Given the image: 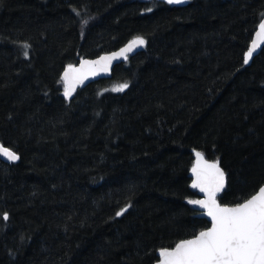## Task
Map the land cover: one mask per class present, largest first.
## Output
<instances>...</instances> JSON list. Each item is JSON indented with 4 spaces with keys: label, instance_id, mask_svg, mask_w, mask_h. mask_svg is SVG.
Masks as SVG:
<instances>
[{
    "label": "trees",
    "instance_id": "trees-1",
    "mask_svg": "<svg viewBox=\"0 0 264 264\" xmlns=\"http://www.w3.org/2000/svg\"><path fill=\"white\" fill-rule=\"evenodd\" d=\"M262 14L264 0H0V143L20 156L0 159V264H156L210 227L187 203L195 151L220 161L222 205L258 191L264 48L243 56ZM137 36L111 79L64 98L69 64Z\"/></svg>",
    "mask_w": 264,
    "mask_h": 264
},
{
    "label": "snow or ice",
    "instance_id": "snow-or-ice-1",
    "mask_svg": "<svg viewBox=\"0 0 264 264\" xmlns=\"http://www.w3.org/2000/svg\"><path fill=\"white\" fill-rule=\"evenodd\" d=\"M168 5H182L186 0H166ZM152 11L151 7L146 9ZM73 11H76L73 9ZM79 15V12L76 13ZM264 16V14H262ZM256 40L244 53L243 64L247 65L253 57L259 42H264V19L258 23ZM144 38L137 36L127 46L118 52L101 56L98 60H82L80 67L69 64L61 77L63 96L71 100L77 85L86 80L89 75L107 72L113 60L128 59L127 54L134 47L144 46ZM25 48L28 45H24ZM27 56V52L24 53ZM128 83L118 84L113 92H123ZM195 151V150H194ZM0 157L10 162L20 160V156L11 148L0 143ZM195 163L191 168L193 180L192 189L203 193V199H189V205L204 209V215L210 218V227L193 234L191 238L181 239L171 248L161 247L158 250L156 264H264V185L258 191L243 199L234 206L222 205L217 200V194L224 190L226 173L220 166V161L205 159L201 151H195ZM132 205L122 207L115 213L122 217ZM4 221L9 220L7 211L2 213Z\"/></svg>",
    "mask_w": 264,
    "mask_h": 264
},
{
    "label": "water",
    "instance_id": "water-1",
    "mask_svg": "<svg viewBox=\"0 0 264 264\" xmlns=\"http://www.w3.org/2000/svg\"><path fill=\"white\" fill-rule=\"evenodd\" d=\"M163 1L166 2V0H163ZM187 3H188V0H186V3H184V4H182V5H174V6H184V5H187ZM257 31H258V28H257L256 32H257ZM256 32L254 33V36H253L252 41L257 39V37H256ZM252 41H251V43H250L249 48H250L251 45H252ZM127 45H128V44H126L125 46H127ZM258 45H259V46L257 47L256 51L253 53V57H252V59L249 61V63H248L247 65H245L246 67H249V66L252 64L254 58H256L257 56H259L260 53H261V51L263 50V48H264V42H259V41H258ZM125 46H123L122 48H124ZM144 46H145V45H144ZM144 46L134 47L133 51L129 52V53L127 54V56L129 57V56H131V55L137 54L141 49H143ZM122 48H120V49H122ZM120 49L117 50V51H115V52L120 51ZM112 53H113V52H112ZM110 54H111V53H107V54H103V55H101V56L110 55ZM101 56H99L98 58H95V59H83V60H98ZM127 60H128V59H127ZM127 60H125V59H123V58H119V59L113 60V61L111 62V66H110L109 71H107V72H103V71H101V72H100L99 74H97V75H89V77H88L86 80H84L81 84L77 85V87H76V91H75V92H77L80 88H86L87 86H89L90 84H92V83H94V82L101 81V80H109V79H111L112 76H113L114 68H115L117 65H120V64L126 62ZM81 61H82V60H81ZM81 61H80V62H81ZM75 67H76V68H79V67H80V63H79L77 66H75ZM62 76H63V74H62ZM75 92H74V93H75ZM74 93H73V94H74ZM0 159L3 160L4 162L11 163L10 161H8V160H7L6 158H4V157H0ZM205 159H206V158H205ZM15 162H18V161H15ZM191 178H192V180H193L192 173H191ZM226 183H227V176H226ZM225 186H226V185H225ZM224 189H225V188H224ZM194 190L200 195V197H201L200 199H203V198H204V197H203V193H200V192L198 191V189H194ZM222 192H223V191H221L220 193H218V194H217V197H218ZM218 202H219V201H218ZM195 208H196L198 211L201 212L200 216L203 217V218H206V219L209 221V223L211 224L210 218L207 217L206 215H204V209H200L198 206H195Z\"/></svg>",
    "mask_w": 264,
    "mask_h": 264
},
{
    "label": "bare ground",
    "instance_id": "bare-ground-1",
    "mask_svg": "<svg viewBox=\"0 0 264 264\" xmlns=\"http://www.w3.org/2000/svg\"><path fill=\"white\" fill-rule=\"evenodd\" d=\"M143 50H144V49H143ZM261 52H262V51H261ZM79 63H80V62H79ZM79 63H78V64H79ZM76 66H77V65H76ZM74 67H75V66H74ZM97 82H99V81H97ZM97 82H94V83H97ZM94 83H92V84H94ZM92 84H90V85H92ZM90 85H89V86H90ZM87 87H88V86H87ZM87 87H86V88H87ZM81 89H85V88H80L78 91H80ZM78 91H77V92H78ZM77 92H75V93L73 94V96H74ZM73 96H72V97H73ZM225 187H226V186H225ZM223 191H224V190H223Z\"/></svg>",
    "mask_w": 264,
    "mask_h": 264
},
{
    "label": "flooded vegetation",
    "instance_id": "flooded-vegetation-1",
    "mask_svg": "<svg viewBox=\"0 0 264 264\" xmlns=\"http://www.w3.org/2000/svg\"><path fill=\"white\" fill-rule=\"evenodd\" d=\"M218 198V197H217ZM218 200V199H217ZM200 212V211H199ZM200 214H201V212H200Z\"/></svg>",
    "mask_w": 264,
    "mask_h": 264
}]
</instances>
